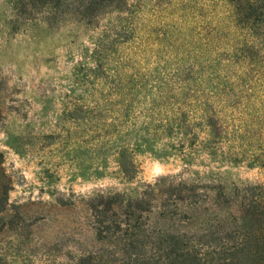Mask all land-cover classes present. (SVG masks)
Instances as JSON below:
<instances>
[{
	"label": "trees",
	"instance_id": "1",
	"mask_svg": "<svg viewBox=\"0 0 264 264\" xmlns=\"http://www.w3.org/2000/svg\"><path fill=\"white\" fill-rule=\"evenodd\" d=\"M14 4L18 17L44 11L50 25L97 27L107 17L93 60L111 103L95 123L115 154L147 144L177 152L184 166L198 150L264 165V0ZM89 205L97 239L110 246L100 262L78 264H264V184L161 175L137 199L113 193Z\"/></svg>",
	"mask_w": 264,
	"mask_h": 264
},
{
	"label": "rangeland",
	"instance_id": "2",
	"mask_svg": "<svg viewBox=\"0 0 264 264\" xmlns=\"http://www.w3.org/2000/svg\"><path fill=\"white\" fill-rule=\"evenodd\" d=\"M14 1L0 0V264L100 262L110 244L94 233L90 202L113 193L137 199L161 175L173 184H264V165L227 162L219 152L198 150L186 166L159 146L115 154L95 123L111 103L93 60L107 17L97 27L50 25L44 11L18 17Z\"/></svg>",
	"mask_w": 264,
	"mask_h": 264
}]
</instances>
